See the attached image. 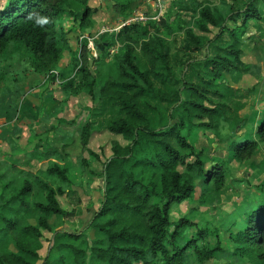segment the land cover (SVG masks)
<instances>
[{"label":"trees","instance_id":"16d2710c","mask_svg":"<svg viewBox=\"0 0 264 264\" xmlns=\"http://www.w3.org/2000/svg\"><path fill=\"white\" fill-rule=\"evenodd\" d=\"M71 1L83 5V9L74 14L83 25L92 10L88 0H3L0 3V51L10 41H16L35 54L38 68L52 67L60 55L57 25L62 28L59 22ZM120 1L131 3V0ZM242 1L241 7L231 3L226 11L212 2L197 1L192 25L183 24L173 31L174 49L169 39L154 30L151 19L123 26L135 34L127 39L138 42L144 62L142 64L136 56L134 44L125 42L113 57L112 69L102 78L98 94L102 105L109 104L117 111L100 129L119 134L123 141L113 138L108 154L104 146L91 149L88 143L98 127L90 120L80 125L77 134L80 151L87 150L101 161L102 194L88 222L96 226L101 235L89 248L90 264H184L188 248H192L195 260L201 264L215 257L218 250L233 255L246 254L264 262V199L237 212L230 221L227 236L222 240L218 237L214 246L203 242L206 232L202 226L196 227L197 235L178 244L180 234L195 223L185 215L175 222L170 218L171 206L193 195L195 177L204 190L211 186L221 189L225 185L226 159L217 158L206 166L201 157L203 148L195 146L189 136L197 128L215 127L226 120L231 111L230 104L223 99L227 82L222 76L245 67L242 23L249 18H260L262 12L258 3L264 5V0ZM180 7L189 8V5ZM33 10L49 16L52 24L46 29L35 28L25 19ZM238 25L243 26L240 29ZM212 27L215 31L208 35ZM176 67L181 69L179 77L174 72ZM84 75L90 76L91 70L87 68ZM154 79H168L173 84L158 87ZM94 82L92 75L88 82L90 91ZM149 96L166 102V121L157 118V123L151 124ZM245 123V117L232 120L233 132L227 138L232 158H248L259 141L264 140V109L255 125V136L233 134ZM69 143H63L62 149ZM48 151L58 149L52 146ZM81 162L85 164L86 160L81 159ZM46 170L65 184L69 183L67 167L51 163ZM38 184L45 198L32 201L38 213L36 223L25 222L24 216L31 203L29 179L24 178L9 195L0 192V233L8 234L17 249L0 250V264H36L30 257L41 258L39 264H53L55 253L61 264H82L86 251L79 244L86 246L84 231L56 229L49 222L52 213H63L58 199L63 188L45 180H38ZM44 230L51 236L46 253L41 256L39 248ZM198 238L202 239L201 244L197 243ZM62 251L72 257L73 263L65 260Z\"/></svg>","mask_w":264,"mask_h":264},{"label":"rangeland","instance_id":"374dc122","mask_svg":"<svg viewBox=\"0 0 264 264\" xmlns=\"http://www.w3.org/2000/svg\"><path fill=\"white\" fill-rule=\"evenodd\" d=\"M197 1L199 0H131L128 4L120 0H88L92 10L83 25L80 24L79 17L75 18L74 15L83 9V5L71 1L59 22L62 28L57 25L60 55L52 67L38 68L35 54L16 41H10L0 51V192L9 195L22 184L24 178L29 179L32 183L31 203L24 216L25 222L36 223L38 213L32 201L45 198L38 180L63 188L64 192L58 194L63 213H52L49 222L56 229L84 231L86 246L79 244L86 251L82 264L92 262L88 256L89 248L94 239L101 235L98 228L88 222L102 194V179L101 161L87 150L80 151L77 143L78 128L85 120H90L93 126L98 127L88 145L93 150L104 146L105 154L109 153L108 146L113 138L123 141L119 134L100 129L109 117L117 115V111L109 104L102 105L98 96L102 78L114 65L113 57L125 42L130 41L127 38L135 35L131 30L123 29V26L131 23L130 20L135 16L144 15L142 22L153 20L154 30L169 39L174 49L173 31L183 24L192 25L196 16L193 7ZM203 1L220 5L223 11L231 3L241 7L243 2ZM184 4L189 5V8L180 7ZM258 7L262 16L258 19L249 18L242 23V58L245 67L233 69L222 76L227 82L223 87V99L231 106L228 118L213 128H197L189 136L195 146L203 148L201 157L206 166H210L217 158L226 159L225 185L221 189L211 186L204 190L195 177L193 195L171 206L170 218L174 222L185 215L195 223L180 234L178 244H183L196 234V227L202 226L206 232L203 242L209 246L216 245L218 237L222 240L227 236L230 221L237 212L264 199V140L259 141L258 147L248 158L240 160L231 157L227 139L233 132L232 120L237 117H245L246 123L236 128L233 134L254 135L255 125L264 109V5L259 2ZM240 22L241 19L237 23ZM242 26L238 25V28L241 29ZM214 31L215 28L212 27V31L207 34L212 35ZM130 42L134 44V52L143 64L144 58L138 42ZM87 68L91 70L90 76L84 75ZM174 72L179 77L181 69L176 67ZM92 75L95 82L90 91L88 82ZM172 84L168 79H154V85L158 87L166 88ZM147 100L150 103L148 110L151 124H156L157 118L158 121H166V102L155 96H149ZM65 142L70 143L62 149ZM52 146H56L58 151L49 152L48 147ZM81 159L86 160V163L82 164ZM51 163L67 167L69 183L65 184L46 170ZM43 232L42 246L39 248L41 256L46 253L51 236L49 231ZM201 242L202 239L198 238L197 243ZM0 250H17L12 238L2 232ZM62 254L65 260L73 263L66 251H62ZM30 259L36 264L41 262V258ZM52 262L61 264L57 253L52 256ZM184 264H201L195 260L192 248H188ZM205 264L264 262L246 254L233 255L218 250L215 257Z\"/></svg>","mask_w":264,"mask_h":264},{"label":"clouds","instance_id":"9594fccd","mask_svg":"<svg viewBox=\"0 0 264 264\" xmlns=\"http://www.w3.org/2000/svg\"><path fill=\"white\" fill-rule=\"evenodd\" d=\"M25 19L31 21L33 26L39 29H46L53 22L49 16L43 15L35 10L29 12Z\"/></svg>","mask_w":264,"mask_h":264},{"label":"built area","instance_id":"2783aa9c","mask_svg":"<svg viewBox=\"0 0 264 264\" xmlns=\"http://www.w3.org/2000/svg\"><path fill=\"white\" fill-rule=\"evenodd\" d=\"M145 16L144 15H141L139 14V16H135L132 20L130 21H142V19H144ZM124 23V22H123ZM122 25V24H121Z\"/></svg>","mask_w":264,"mask_h":264},{"label":"water","instance_id":"95a60500","mask_svg":"<svg viewBox=\"0 0 264 264\" xmlns=\"http://www.w3.org/2000/svg\"><path fill=\"white\" fill-rule=\"evenodd\" d=\"M98 46H100V47H101V44H99ZM89 62H91V59H89Z\"/></svg>","mask_w":264,"mask_h":264}]
</instances>
